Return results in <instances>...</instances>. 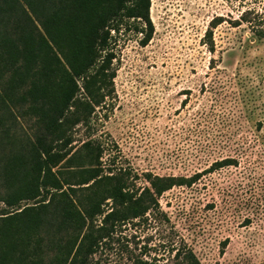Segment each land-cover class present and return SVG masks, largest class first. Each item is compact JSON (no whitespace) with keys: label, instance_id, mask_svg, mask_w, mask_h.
Here are the masks:
<instances>
[{"label":"rangeland","instance_id":"rangeland-1","mask_svg":"<svg viewBox=\"0 0 264 264\" xmlns=\"http://www.w3.org/2000/svg\"><path fill=\"white\" fill-rule=\"evenodd\" d=\"M149 2L145 45L143 20L111 31L113 76L96 102L78 81L88 107L66 111L75 120L65 128L68 145L25 114V104L0 106V195L9 191L7 159L52 145L64 156L53 169L83 208L91 181L77 183L96 165L125 179L133 197L145 193L148 208L135 217L107 198L86 219L83 232L97 236L86 264H187L189 252L199 264H264V0ZM224 158L235 163H213ZM158 177L159 188L169 185L160 193ZM18 206L0 202V212ZM112 209L117 218L99 234ZM48 230L37 233L44 263L57 253ZM14 254V264L31 260Z\"/></svg>","mask_w":264,"mask_h":264},{"label":"trees","instance_id":"trees-1","mask_svg":"<svg viewBox=\"0 0 264 264\" xmlns=\"http://www.w3.org/2000/svg\"><path fill=\"white\" fill-rule=\"evenodd\" d=\"M149 5V0H0V106L10 110V105L25 104V114L42 123L61 147L68 145L65 128L75 120L71 122L66 111L88 107V102L77 97L78 81L84 96L96 102L99 90L113 76V72H107L113 58L111 31H118L125 19L143 20L146 28L141 43L145 45L153 31ZM210 31H206V37L211 36ZM52 149V145H40V150L32 149L26 159L14 155L4 163L3 181L9 191L0 195V202L8 207L27 199L35 202L0 212L3 264H14V258L19 257L14 253L30 256L24 264H86L97 244L96 235L83 232L86 219L102 213L105 199L111 198L133 217L148 208L145 193L133 197L126 190L125 179L104 174L97 165L86 170V176L80 174L77 183L91 181L86 186L90 192L83 208L71 198L75 188L66 182L69 188L64 189L59 170L53 169L64 156L60 148ZM98 157L96 154L94 160ZM231 161L235 163L231 158L213 163L222 167ZM158 180L162 178L152 185L160 193L169 185L159 188ZM117 212L112 209L105 214V224L98 232L114 222ZM42 229L54 234L48 241L57 252L47 263L37 237ZM184 257L189 259L187 264H199L190 252ZM136 264L152 263L143 260Z\"/></svg>","mask_w":264,"mask_h":264}]
</instances>
